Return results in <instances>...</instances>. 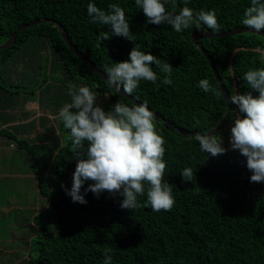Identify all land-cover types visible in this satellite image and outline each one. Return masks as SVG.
<instances>
[{
  "label": "trees",
  "instance_id": "obj_1",
  "mask_svg": "<svg viewBox=\"0 0 264 264\" xmlns=\"http://www.w3.org/2000/svg\"><path fill=\"white\" fill-rule=\"evenodd\" d=\"M89 2L0 0V43L22 23L55 19L73 47L105 75L106 66L128 59L133 47L166 59L173 66V84L157 88L142 80L131 96L147 101L152 110L175 126L198 132L214 127L223 118L225 97L206 57L192 42V35L200 31L190 28L178 33L168 25L147 23L134 0H94L105 11L110 3L123 7L135 39L110 36L109 26L89 22ZM250 3L251 0H189L185 5L184 0H170L169 7L174 4L179 11L188 6L194 12L214 9L220 31H225L247 27L240 21ZM102 33L110 37L101 41ZM198 42L213 60L227 95L247 91L244 73L264 67V38L259 34L201 37ZM202 78H208L219 94L200 89L198 81ZM81 85L89 86L97 97L108 96L105 110L117 101L133 104L69 49L53 22L24 28L10 45L0 48V108L18 107L26 94H37L40 110L53 115V123L47 126L44 124L48 117H38V142L34 152L29 151L38 192L49 196L55 211L53 228L35 223L37 255L30 260L32 264H103L104 250L108 248L113 250L112 264H264V183L249 181L251 173L245 158L229 147L230 131L221 134L229 150L212 157L199 149L194 136L180 134L174 126L156 118L166 140L164 179L171 184L175 196L170 211L154 212L146 193L138 197L135 209H125L120 207L122 197L114 198L107 192L97 197L89 191L85 195L87 203L81 204L73 202L57 181L49 189L45 172L52 156H57L54 147L68 154L65 171L60 170L61 160L57 164L54 159V174H64V187H71L76 148L58 113L71 100L69 87ZM235 111L238 113L231 105L228 119L218 133L232 124ZM45 131H52L53 136L47 137ZM60 131L68 133L62 146L56 137ZM15 140L20 148L28 150V141ZM186 168L193 172L190 181H184L180 174Z\"/></svg>",
  "mask_w": 264,
  "mask_h": 264
},
{
  "label": "clouds",
  "instance_id": "obj_2",
  "mask_svg": "<svg viewBox=\"0 0 264 264\" xmlns=\"http://www.w3.org/2000/svg\"><path fill=\"white\" fill-rule=\"evenodd\" d=\"M134 3L150 24L168 25L178 33L190 28L200 32L220 31L214 9L194 12L185 6L177 11L174 4L169 7L170 0H134ZM184 3L187 5L189 0ZM87 15L90 23L109 26L110 36L134 41L125 10L118 3H110L105 11L90 0ZM240 22L257 33L264 31V0H251ZM110 36L102 33L100 39ZM172 71L173 66L166 59L137 47L131 49L128 59L105 68L108 83L115 92L125 95L135 93L142 80L157 88L172 85ZM242 78L248 90L226 96L227 103L238 109L232 118L229 147L245 158V166L251 173L249 181L264 183V67L249 69ZM198 87L205 93L219 94L208 78L200 79ZM68 95L71 100L60 108L58 116L70 130L77 163L71 187L65 188L66 195L73 202L85 204L89 191L97 197L107 192L114 198L122 197L121 208L135 209L138 197L146 193L147 203L154 212L170 211L175 196L171 184L164 179L166 140L148 102L129 105L117 101L105 110L89 86L69 87ZM194 140L203 153L212 157L229 150L213 127L196 132ZM59 154L57 151L56 155ZM180 174L184 181L185 178L190 181L193 176L187 168ZM112 256L113 250L105 249L103 264H112Z\"/></svg>",
  "mask_w": 264,
  "mask_h": 264
},
{
  "label": "rangeland",
  "instance_id": "obj_3",
  "mask_svg": "<svg viewBox=\"0 0 264 264\" xmlns=\"http://www.w3.org/2000/svg\"><path fill=\"white\" fill-rule=\"evenodd\" d=\"M29 98L38 99L37 95L31 96V94ZM96 99L97 103L104 108L108 96L101 95ZM46 112L49 113L47 110ZM50 123L53 121L48 117L44 126ZM26 126L28 125L26 124ZM230 128L231 124L225 126V131L222 129L220 134L229 132ZM46 134L53 136L52 131H48ZM46 134L44 135L46 136ZM67 135L68 133L65 131L57 133L56 137L60 146L66 143ZM33 148L34 146L29 144L28 150H26L20 148L18 144L13 146L10 142L0 146V205L3 206L0 207V264H32L30 260L37 255L35 232L37 226L35 223L38 226L54 227L53 205L49 196H42L38 192L36 176L31 167L29 151L34 152ZM57 151L59 148L54 147V153ZM54 159H56L55 163L61 160L60 170L65 171L63 165L66 164L68 154L66 151H61L56 158L54 155L52 156L45 172V180L49 189L57 181L61 186L63 185L62 188L65 192V175L54 174L55 165L59 164L57 162V164L51 165ZM35 215L37 216L35 217Z\"/></svg>",
  "mask_w": 264,
  "mask_h": 264
},
{
  "label": "water",
  "instance_id": "obj_4",
  "mask_svg": "<svg viewBox=\"0 0 264 264\" xmlns=\"http://www.w3.org/2000/svg\"><path fill=\"white\" fill-rule=\"evenodd\" d=\"M41 22H53V23H55L58 26L60 34H61L62 38L64 39L66 45L69 47V49L81 61H83L92 70H94L96 73H98L101 76V78H103L104 80H106L108 82L105 73H103L99 68H97L94 64H92L86 57H84L78 50H76L73 47V45L71 44V42H70V40H69V38L67 36V33L64 30V28L62 27V25L57 20L52 19V18L34 19V20L29 21V22H25V23L20 24L17 27V29L7 38V40H5L4 42L0 43V48H3V47H6V46L10 45L15 40V38H16V36H17V34L19 33L20 30H22L24 28H27L29 26H32L34 24L41 23ZM242 32H253V33L261 35L264 38V32L263 31H261V33H257V32H255L253 29H251L249 27L233 28V29H229V30H225V31H219V32H211L210 30H205L204 32H200V33L192 35V42L201 50L202 54L206 57L207 61L209 62V65L211 67L213 75L216 78L217 84H218L222 94L225 97V101H226L227 92H226V90H225V88H224V86H223V84L221 82V79H220V77H219V75H218V73L216 71L214 62L211 59V57L209 56L208 52L205 50V48L198 42V40L201 37L228 36V35H233V34L242 33ZM120 94L122 96L126 97L129 101H131L133 103H142V102L138 101L137 99H135L131 95H125L123 92H120ZM226 106H227V108H226V111H225V114H224L223 118L213 127V131H215V132H217L225 124V122L228 119L229 112L231 110V104H228L227 101H226ZM155 114H156V118L157 119H160V120L164 121L165 123L174 126L175 130L177 132H179L180 134L194 136L195 133H196L195 131H190V130H186V129H183L181 127L175 126L172 121L164 118L162 115L158 114L157 112H155Z\"/></svg>",
  "mask_w": 264,
  "mask_h": 264
},
{
  "label": "crops",
  "instance_id": "obj_5",
  "mask_svg": "<svg viewBox=\"0 0 264 264\" xmlns=\"http://www.w3.org/2000/svg\"><path fill=\"white\" fill-rule=\"evenodd\" d=\"M29 95H25V100L18 107L4 110L0 108V146L7 142L15 146V144L17 145L15 139L26 140L34 146L38 142L35 141V136L41 130L37 123L38 117L46 115L51 119L53 118L50 113L40 110L38 100L29 98ZM33 95L37 94H31V96ZM47 137L43 139L44 142H47ZM33 174L35 175L34 172ZM0 207L3 206L0 205Z\"/></svg>",
  "mask_w": 264,
  "mask_h": 264
}]
</instances>
